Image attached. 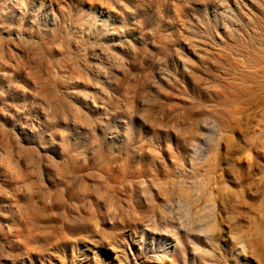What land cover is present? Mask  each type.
<instances>
[{"label":"rangeland","instance_id":"rangeland-1","mask_svg":"<svg viewBox=\"0 0 264 264\" xmlns=\"http://www.w3.org/2000/svg\"><path fill=\"white\" fill-rule=\"evenodd\" d=\"M0 264H264V0H0Z\"/></svg>","mask_w":264,"mask_h":264}]
</instances>
